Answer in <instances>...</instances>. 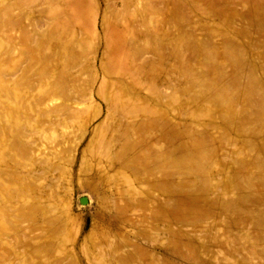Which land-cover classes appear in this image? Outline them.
<instances>
[{"label":"rangeland","instance_id":"374dc122","mask_svg":"<svg viewBox=\"0 0 264 264\" xmlns=\"http://www.w3.org/2000/svg\"><path fill=\"white\" fill-rule=\"evenodd\" d=\"M0 264H264V0H0Z\"/></svg>","mask_w":264,"mask_h":264},{"label":"water","instance_id":"95a60500","mask_svg":"<svg viewBox=\"0 0 264 264\" xmlns=\"http://www.w3.org/2000/svg\"><path fill=\"white\" fill-rule=\"evenodd\" d=\"M86 203V200L84 198L80 199V204L84 205Z\"/></svg>","mask_w":264,"mask_h":264}]
</instances>
